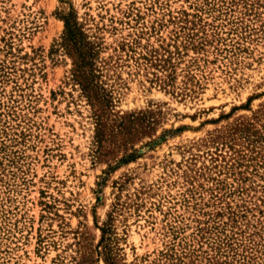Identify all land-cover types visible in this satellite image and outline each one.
I'll return each mask as SVG.
<instances>
[{
	"label": "rangeland",
	"instance_id": "1",
	"mask_svg": "<svg viewBox=\"0 0 264 264\" xmlns=\"http://www.w3.org/2000/svg\"><path fill=\"white\" fill-rule=\"evenodd\" d=\"M69 12L113 112H162L132 159L96 158ZM105 222L117 264H264V0H0V264H105Z\"/></svg>",
	"mask_w": 264,
	"mask_h": 264
},
{
	"label": "trees",
	"instance_id": "2",
	"mask_svg": "<svg viewBox=\"0 0 264 264\" xmlns=\"http://www.w3.org/2000/svg\"><path fill=\"white\" fill-rule=\"evenodd\" d=\"M64 23V32L57 45L71 57L70 80L78 86L91 108L95 123L93 136L95 151L98 152L96 158H101L99 156L105 155V152L111 153L113 150L123 148V158L132 159L136 152V143L148 138L150 140L146 141L145 145L151 147L156 141L162 140L163 134L156 135L162 114L160 109L113 112L112 93L101 79L99 55L103 46L100 37L90 35L73 12H69ZM155 61V65L165 71L164 78L156 76V79H159L162 85H169L175 74L173 62L168 57H156ZM177 129L179 128L174 131ZM166 131L163 129V133ZM109 224L110 222H105L103 227H100L102 235L97 245V255L105 264H117L111 245ZM91 256L90 252L81 253L76 264H92L96 258Z\"/></svg>",
	"mask_w": 264,
	"mask_h": 264
}]
</instances>
